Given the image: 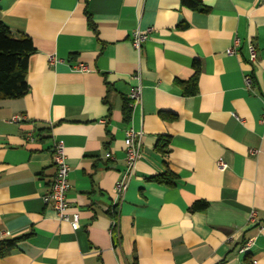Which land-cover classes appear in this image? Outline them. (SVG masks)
I'll list each match as a JSON object with an SVG mask.
<instances>
[{"label": "crops", "instance_id": "1", "mask_svg": "<svg viewBox=\"0 0 264 264\" xmlns=\"http://www.w3.org/2000/svg\"><path fill=\"white\" fill-rule=\"evenodd\" d=\"M200 1L206 12L180 0H0V22L35 48L28 93L0 100V240L31 235L0 264H264V0ZM148 29L137 53L131 34ZM195 62L185 96L178 82ZM128 129L141 134V158L117 202ZM58 142L76 231L43 201ZM166 170L173 186L149 181ZM196 201L208 207L190 213Z\"/></svg>", "mask_w": 264, "mask_h": 264}, {"label": "trees", "instance_id": "2", "mask_svg": "<svg viewBox=\"0 0 264 264\" xmlns=\"http://www.w3.org/2000/svg\"><path fill=\"white\" fill-rule=\"evenodd\" d=\"M180 2L183 7L190 10L202 12L207 11L200 0H180ZM87 19L89 28L94 32L95 27L93 23L88 16ZM179 27L184 28L183 25H180ZM34 53L35 48L28 36L22 33L13 34L0 22V100H16L24 97L28 93L29 87L26 82L28 60ZM193 67L194 74L191 80L188 83L178 82L182 87L185 96H191L196 93L197 79L200 72L198 62H195ZM251 80L253 85L252 77ZM130 114L131 109L128 104H125L122 108L124 122H129ZM168 145V137H159L155 149L160 154L165 155L168 151ZM149 181L166 186H173L175 176L166 170L163 175L150 178ZM207 207L208 204L206 202L196 201L190 206L189 212H200ZM111 218L112 220L116 219L114 211L111 213ZM30 236L31 235L28 234L11 239L0 240V259L10 251L14 250L18 243L27 240ZM132 264H136V262H133ZM243 264H252L249 255L244 257Z\"/></svg>", "mask_w": 264, "mask_h": 264}, {"label": "built area", "instance_id": "3", "mask_svg": "<svg viewBox=\"0 0 264 264\" xmlns=\"http://www.w3.org/2000/svg\"><path fill=\"white\" fill-rule=\"evenodd\" d=\"M150 29L145 31L136 30L131 34V45L136 50L137 53L140 52L141 45L148 38ZM229 54L233 53V50H229ZM247 55L248 63L254 64L256 60L255 48L251 45H247ZM49 63H53V59L49 58ZM74 70L79 72H86L87 68L78 64L73 67ZM139 79V77H136ZM244 85L247 89L251 90L252 80L250 75L244 77ZM141 88L138 86L133 91H131L129 97L133 103L140 102ZM24 120V117L15 116L11 118V123H20ZM124 146V163L125 167L121 173L120 179L116 182L114 193L117 198V202H120L124 192L127 189L129 180L132 178L135 172V165L137 161L141 158V134L134 132L132 129H128L125 133V138L123 141ZM105 158L112 159L110 153L105 154ZM52 161L55 166V175L50 184L48 193L43 196V201L46 205L50 207L55 212L57 219L61 222L67 223L73 231H76L79 228V216L76 213L68 214V200L67 192L69 191L68 183V173L69 166L66 162V157L64 154L63 146L60 142L53 145V156ZM225 164L219 160L217 161V167L220 169L225 168ZM250 221H254V214L250 216ZM253 245V242L247 241L241 248L240 253L247 252L250 247Z\"/></svg>", "mask_w": 264, "mask_h": 264}]
</instances>
